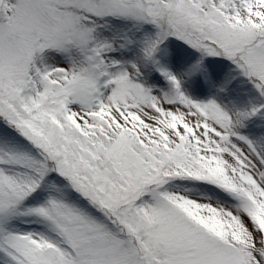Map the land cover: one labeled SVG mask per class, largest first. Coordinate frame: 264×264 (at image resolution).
<instances>
[{
  "label": "snow or ice",
  "instance_id": "snow-or-ice-1",
  "mask_svg": "<svg viewBox=\"0 0 264 264\" xmlns=\"http://www.w3.org/2000/svg\"><path fill=\"white\" fill-rule=\"evenodd\" d=\"M0 264H264V0H0Z\"/></svg>",
  "mask_w": 264,
  "mask_h": 264
}]
</instances>
